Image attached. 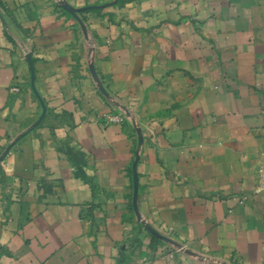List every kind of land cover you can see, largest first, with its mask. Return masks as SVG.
Wrapping results in <instances>:
<instances>
[{
	"label": "crops",
	"instance_id": "1",
	"mask_svg": "<svg viewBox=\"0 0 264 264\" xmlns=\"http://www.w3.org/2000/svg\"><path fill=\"white\" fill-rule=\"evenodd\" d=\"M68 1L0 0V264H264V0Z\"/></svg>",
	"mask_w": 264,
	"mask_h": 264
},
{
	"label": "water",
	"instance_id": "2",
	"mask_svg": "<svg viewBox=\"0 0 264 264\" xmlns=\"http://www.w3.org/2000/svg\"><path fill=\"white\" fill-rule=\"evenodd\" d=\"M60 4L62 5V7H64L65 9H67L68 11H70L80 22L83 23V20L81 18V16L79 15V11L84 10L86 8L95 6V5H84V6H76L74 4H72L70 1L68 0H59ZM106 93V91H104ZM134 167H135V171H136V161L134 163ZM139 214V213H138ZM139 218H141V215L139 214ZM150 227V226H149ZM150 229L160 235L161 237H165L164 235H162L159 231L155 230L154 228L150 227Z\"/></svg>",
	"mask_w": 264,
	"mask_h": 264
},
{
	"label": "built area",
	"instance_id": "3",
	"mask_svg": "<svg viewBox=\"0 0 264 264\" xmlns=\"http://www.w3.org/2000/svg\"><path fill=\"white\" fill-rule=\"evenodd\" d=\"M16 88V87H15ZM124 119V113L120 112L118 110H115L113 112L107 113L106 114V121H122ZM257 173L261 179V181L264 184V160L261 162V164L258 166Z\"/></svg>",
	"mask_w": 264,
	"mask_h": 264
}]
</instances>
